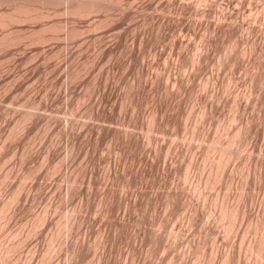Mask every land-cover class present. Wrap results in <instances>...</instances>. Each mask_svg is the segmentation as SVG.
<instances>
[{
  "label": "rangeland",
  "instance_id": "1",
  "mask_svg": "<svg viewBox=\"0 0 264 264\" xmlns=\"http://www.w3.org/2000/svg\"><path fill=\"white\" fill-rule=\"evenodd\" d=\"M12 1L0 264H264V0Z\"/></svg>",
  "mask_w": 264,
  "mask_h": 264
},
{
  "label": "bare ground",
  "instance_id": "2",
  "mask_svg": "<svg viewBox=\"0 0 264 264\" xmlns=\"http://www.w3.org/2000/svg\"><path fill=\"white\" fill-rule=\"evenodd\" d=\"M0 1H2V0H0ZM13 1H14V0H13ZM13 1H12V2H13ZM14 2H15V1H14ZM6 3H7V1H6ZM8 3H9V2H8ZM10 4H11V3H10ZM1 5H2V4H1ZM3 5H4V4H3ZM8 5H9V4H8ZM4 6H5V5H4ZM13 17H14V16H13ZM10 19L13 20L12 18H10ZM2 21H6V20H2ZM6 22H7V21H6ZM2 23H3V22H1V24H2ZM5 24H6V23H5ZM2 25H3V24H2ZM5 26H6V25H5ZM0 27H1V26H0ZM1 28H2V27H1ZM263 224H264V223H263ZM254 225H255V223H254ZM258 225H259V224H258ZM262 226H263V225H262ZM262 226L260 225V227H262ZM255 227H256V226H254V228H255ZM258 228H259V227H258ZM260 230H261V229H260ZM262 230H264V229H262ZM258 231H259V230H257V232H258ZM254 232H256V231H254ZM256 234H257V233H256ZM262 234H264L263 231H262ZM262 234H261V235H262ZM258 236H259V235H258ZM262 236H263V235H262ZM260 239H261V238H260ZM261 241L264 242L263 239H262ZM258 243H259V242H258ZM262 244H263V243H262ZM258 245L260 246V244H257V246H258ZM253 246H254V245H253ZM255 247H256V246H255ZM255 247H254V248H255ZM263 247H264V246H263ZM254 248H252L251 250H253ZM256 248H258V247H256ZM261 248H262V247H260V249H261ZM260 249H259V250H260ZM263 249H264V248H263ZM263 249H262V250H263ZM256 251H258V250H256ZM252 252H253V251H252ZM258 252H259V251H258ZM260 252H261V251H260ZM258 255H259V253H258ZM260 255H261V253H260ZM262 255H263V251H262ZM263 256H264V255H263ZM258 257H259V256H258ZM258 257H257V258H258ZM260 257H261V256H260ZM258 259H259V258H258ZM261 259H262V258H261ZM256 260H257V259H256ZM262 260H263V259H262ZM262 260H261V261H262ZM255 262H256V261H255ZM257 262H258V261H257ZM257 262H256V263H257Z\"/></svg>",
  "mask_w": 264,
  "mask_h": 264
}]
</instances>
